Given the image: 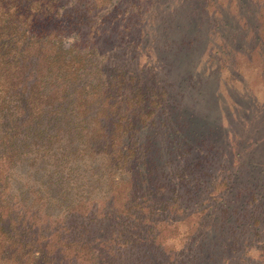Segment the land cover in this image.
Here are the masks:
<instances>
[{
  "label": "trees",
  "instance_id": "obj_1",
  "mask_svg": "<svg viewBox=\"0 0 264 264\" xmlns=\"http://www.w3.org/2000/svg\"><path fill=\"white\" fill-rule=\"evenodd\" d=\"M125 1L121 20V0H0V264L211 263L227 190L196 152L226 116L222 70L232 88L258 56L264 78V0Z\"/></svg>",
  "mask_w": 264,
  "mask_h": 264
},
{
  "label": "rangeland",
  "instance_id": "obj_2",
  "mask_svg": "<svg viewBox=\"0 0 264 264\" xmlns=\"http://www.w3.org/2000/svg\"><path fill=\"white\" fill-rule=\"evenodd\" d=\"M192 2L193 0L186 4L184 15L190 10ZM121 6L125 11L118 17L122 20L128 16L125 0H121ZM228 11L234 15L232 10ZM237 59L245 76L244 83L230 81L233 82L232 88L226 85L228 74L225 69L217 76L218 79L212 86L213 98L216 103V92L220 95V106H223L220 113H226L227 117H221L222 128L219 132L208 134V147L196 152H203L200 156L207 163L206 171L202 174L206 185H218V193L227 190L225 195H218L219 202L216 205L220 206L219 217L209 220L205 227L206 249L203 248L202 253L210 251V255L206 257L210 258V264H264V112L259 111L258 106L264 101V78L261 76L262 63L258 56H255L252 63L245 56L238 55ZM229 89L242 97L244 93H249L245 102L254 103L256 108L253 106L251 111H247L250 107L245 106L235 111L230 103L231 96L234 95L229 96ZM255 97V101H251ZM241 101L243 102L242 99ZM213 111L219 113L216 112V107ZM215 139H219L216 144L219 153L209 148ZM238 169L244 170L243 173L231 176ZM201 190L205 191L203 194L206 196V187L203 186ZM198 193L199 191H194V195H189L188 204L191 208L195 207V194ZM255 217L260 219L258 223L252 221ZM194 219L196 217H188L177 229H165L166 241L170 246L181 244L186 237L188 222L191 221L192 224ZM200 238L201 236H195V246L199 244Z\"/></svg>",
  "mask_w": 264,
  "mask_h": 264
}]
</instances>
